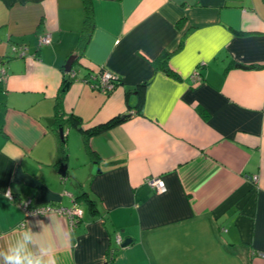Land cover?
<instances>
[{"label": "crops", "instance_id": "obj_1", "mask_svg": "<svg viewBox=\"0 0 264 264\" xmlns=\"http://www.w3.org/2000/svg\"><path fill=\"white\" fill-rule=\"evenodd\" d=\"M90 1L83 38V0H0V249L30 229L59 264H264V0ZM103 70L118 80L107 94L91 86ZM57 105L79 119L63 145ZM73 200L72 229L20 206Z\"/></svg>", "mask_w": 264, "mask_h": 264}, {"label": "built area", "instance_id": "obj_2", "mask_svg": "<svg viewBox=\"0 0 264 264\" xmlns=\"http://www.w3.org/2000/svg\"><path fill=\"white\" fill-rule=\"evenodd\" d=\"M50 43H51L50 33H45L44 35L38 37L37 45L39 47L44 45H49ZM25 49H26L25 46H20V45L13 46L14 52L17 53L18 51H21L20 56H23L25 54L24 53ZM67 74L68 77L71 79H74L76 77V73L73 72L72 70L67 72ZM4 75H5V69L1 68L0 77H3ZM191 77L196 82L201 81V76L199 74L198 68L193 71ZM95 79L96 82L95 84L91 85L92 88H95L98 91L105 94L113 91L117 85V83H115L116 78L106 70L99 72ZM252 179L256 180L257 177L253 176ZM146 183L157 193H163L166 191V184L161 177L158 176L148 177L146 178ZM65 194L71 196V194H69L68 192H65ZM9 197L12 198V195L10 194ZM20 206L28 216L34 214L43 215L49 212H56L57 214L62 215L67 219L70 229L74 228L83 217V210L80 208L79 205H77L75 200H73V204L69 207H53V206L34 207L31 205L30 201L22 202Z\"/></svg>", "mask_w": 264, "mask_h": 264}, {"label": "clouds", "instance_id": "obj_3", "mask_svg": "<svg viewBox=\"0 0 264 264\" xmlns=\"http://www.w3.org/2000/svg\"><path fill=\"white\" fill-rule=\"evenodd\" d=\"M10 195V191L5 193L6 198ZM42 223V222H41ZM41 234L32 233L27 229L20 240L15 244H9L6 250L0 249V257L2 264H59L55 245L42 244L38 237ZM63 236L67 237V246L77 247L78 240L73 243V236L70 231L65 230ZM63 246V239L60 240ZM36 244L38 251H34L30 245Z\"/></svg>", "mask_w": 264, "mask_h": 264}, {"label": "trees", "instance_id": "obj_4", "mask_svg": "<svg viewBox=\"0 0 264 264\" xmlns=\"http://www.w3.org/2000/svg\"><path fill=\"white\" fill-rule=\"evenodd\" d=\"M83 3L85 4L86 18H85V26H84V30H83L84 35L82 37L88 38L89 33H90L92 26H93V17H92L93 9H92L90 0H83ZM83 45L81 46V48L83 47ZM168 58H169V54L165 52L163 55H161L155 61V63H156L157 68H161L167 74H172L170 68L168 67ZM69 79L70 78L67 76V79H65V80L67 81ZM117 82H118V80H115V83H117ZM144 83L140 84L139 88L143 87ZM56 107H57V115H56L55 119L53 120V126L55 129H57L56 131H58L60 127H64V125L69 124V123L73 124V126L79 127L78 126L79 119L77 118V116H75V117L74 116L63 117L62 113L58 109V105ZM137 107H139V104L137 105ZM120 118L121 117H114L111 120H109L103 124H100L98 126H95L91 129H88L87 131L83 132L85 145H87V139L90 135L98 133L100 131H103L104 129L120 122ZM63 144H64V138L61 139V145H63ZM79 198H83L89 207H93L95 205V202L93 201V199L86 197L85 193L82 194V196H78L76 198V200H78Z\"/></svg>", "mask_w": 264, "mask_h": 264}, {"label": "water", "instance_id": "obj_5", "mask_svg": "<svg viewBox=\"0 0 264 264\" xmlns=\"http://www.w3.org/2000/svg\"><path fill=\"white\" fill-rule=\"evenodd\" d=\"M74 58H75V56H71V57L67 60L65 66H64L66 72L71 71V68H72V65H73ZM68 85H69V84H67L66 86H68ZM58 131H59V136H60V138L63 139V136H64V135H63V134H64L63 127H60ZM63 167H64V169L66 168V166H64V165H63ZM60 173L63 174V171L60 170ZM130 241H131L130 239H125V240L123 241V243H122V246H126Z\"/></svg>", "mask_w": 264, "mask_h": 264}, {"label": "rangeland", "instance_id": "obj_6", "mask_svg": "<svg viewBox=\"0 0 264 264\" xmlns=\"http://www.w3.org/2000/svg\"><path fill=\"white\" fill-rule=\"evenodd\" d=\"M77 133V132H76Z\"/></svg>", "mask_w": 264, "mask_h": 264}]
</instances>
